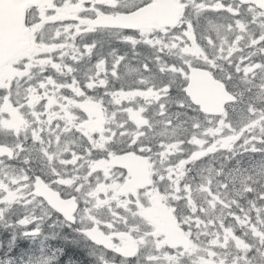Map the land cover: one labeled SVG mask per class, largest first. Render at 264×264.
<instances>
[{
    "label": "snow or ice",
    "instance_id": "snow-or-ice-1",
    "mask_svg": "<svg viewBox=\"0 0 264 264\" xmlns=\"http://www.w3.org/2000/svg\"><path fill=\"white\" fill-rule=\"evenodd\" d=\"M256 153L264 0H0V213L122 264H264V161L196 171Z\"/></svg>",
    "mask_w": 264,
    "mask_h": 264
},
{
    "label": "trees",
    "instance_id": "trees-1",
    "mask_svg": "<svg viewBox=\"0 0 264 264\" xmlns=\"http://www.w3.org/2000/svg\"><path fill=\"white\" fill-rule=\"evenodd\" d=\"M41 216L42 215H39L38 217L42 218ZM48 216V223L51 225L53 222V215L48 214ZM7 222L8 224L6 227H0V253L16 255L18 254V251H20L21 255H19L17 260H19L24 253H32V251H36L38 254V246L28 245L23 242L19 243L16 249H11L10 244L15 230V217L13 215L8 216ZM46 231L48 236L51 237L45 239L43 244L46 252L60 249L64 252V257L67 259V262H74L73 264H97L94 257L89 253L88 247L80 240L75 232L69 231L64 226H59L54 230L50 229Z\"/></svg>",
    "mask_w": 264,
    "mask_h": 264
},
{
    "label": "bare ground",
    "instance_id": "bare-ground-1",
    "mask_svg": "<svg viewBox=\"0 0 264 264\" xmlns=\"http://www.w3.org/2000/svg\"><path fill=\"white\" fill-rule=\"evenodd\" d=\"M105 46H108L107 48H110V44L109 43H106L105 44ZM37 212V211H36ZM48 214H50V213H48ZM53 217V222H52V224L50 225V226H53V227H55V228H57V227H59V226H64L63 224H61L54 216H52ZM55 218V219H54ZM38 219H41V218H39L38 217ZM65 227V226H64ZM46 230H50V229H48V228H46ZM45 230V231H46Z\"/></svg>",
    "mask_w": 264,
    "mask_h": 264
},
{
    "label": "rangeland",
    "instance_id": "rangeland-1",
    "mask_svg": "<svg viewBox=\"0 0 264 264\" xmlns=\"http://www.w3.org/2000/svg\"><path fill=\"white\" fill-rule=\"evenodd\" d=\"M34 215L38 218L40 214L38 212H35Z\"/></svg>",
    "mask_w": 264,
    "mask_h": 264
}]
</instances>
